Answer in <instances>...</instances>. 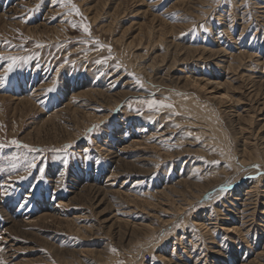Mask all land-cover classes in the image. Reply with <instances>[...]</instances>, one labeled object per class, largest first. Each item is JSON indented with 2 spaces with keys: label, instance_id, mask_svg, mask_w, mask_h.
<instances>
[{
  "label": "rangeland",
  "instance_id": "374dc122",
  "mask_svg": "<svg viewBox=\"0 0 264 264\" xmlns=\"http://www.w3.org/2000/svg\"><path fill=\"white\" fill-rule=\"evenodd\" d=\"M72 2L0 0V260L264 264V0Z\"/></svg>",
  "mask_w": 264,
  "mask_h": 264
},
{
  "label": "snow or ice",
  "instance_id": "6c2138e0",
  "mask_svg": "<svg viewBox=\"0 0 264 264\" xmlns=\"http://www.w3.org/2000/svg\"><path fill=\"white\" fill-rule=\"evenodd\" d=\"M55 3H58L61 7H66V6H70L68 11L69 14L71 13H75L76 15H81V13L79 12V9L77 8V6L72 2V0H54ZM216 2H219V0H216ZM29 11H33L32 9H29ZM69 23H71V26L73 28H81L82 31L87 34L89 37L91 36L90 33V26L87 23H80L79 25L75 22H71L69 21ZM5 43H9V41H4ZM87 43V41H85ZM97 45H99V47L103 48V47H108L109 50L111 48L110 45H103L100 44L99 40L94 41ZM43 45H37V47H42ZM0 59L7 61V65L4 68L3 74L0 75V87L4 86V83L6 82L9 73L13 72V70L19 66V62L21 61H25L28 59V57H23V56H15V55H5L4 53H0ZM108 58H104V59H100V60H96L95 63L96 64H103L107 62ZM116 67H120V65H116ZM137 84H140L141 87H143V83L142 81H140L139 79H137L136 81ZM55 90V81L53 82V87H50L48 89H46V92H52ZM138 103L142 106H146L148 109H153L155 111H160L161 109H173L174 105L171 103L167 102V98L165 99H160L157 100L155 98H150V99H145V98H138ZM130 107L132 106L131 104L129 105ZM137 111H139V109H137ZM98 127V125H93V129ZM175 127L179 128L180 125H175ZM197 139H199V137H197ZM8 143H10L11 145H14L16 148H20V149H26L27 152L23 153V160L21 163H12L10 165V168L13 172L17 171V169L19 167L23 168L24 173H26L27 175H18L17 179L20 181L23 180H27L29 176L32 175L33 169H36L39 173L38 176L34 177V179L36 180H42L45 172H46V168H47V164L44 160H41L39 155H33V156H29V153H42L44 151H47V149H39L37 147H34L30 144L24 143L16 138L11 139ZM6 145L4 144H0V147H5ZM72 143H68L65 144L62 148H52L51 151L52 152H65L67 149H70L72 147ZM85 151H88L87 149ZM88 157H86L87 159ZM203 159V158H201ZM17 161L21 160V157H16ZM40 161L39 164L37 163V161ZM64 163L67 164V160H64ZM212 163H216V161H212ZM254 167H259V165H254ZM62 174V173H61ZM0 179H4L3 177H0ZM7 182H11L12 180V176L8 175L6 178ZM32 187L34 188L35 185H32ZM227 189L226 187H222L221 188V192H225ZM5 194H7V192H5ZM176 228L180 227V224H176L174 225ZM113 252H116L117 249L112 248L111 249ZM0 264H6V262L0 260ZM118 264H123L122 261H119Z\"/></svg>",
  "mask_w": 264,
  "mask_h": 264
},
{
  "label": "bare ground",
  "instance_id": "6f19581e",
  "mask_svg": "<svg viewBox=\"0 0 264 264\" xmlns=\"http://www.w3.org/2000/svg\"><path fill=\"white\" fill-rule=\"evenodd\" d=\"M176 50H177V48H176ZM155 62H156V61H155ZM163 63H164V62H163ZM153 65H154V64H153ZM155 65H156V64H155ZM246 80H247V79H246ZM193 82H194V85L197 86L198 88L200 87V88H204V89H205L206 87L208 88L209 86L212 87L213 89H215V88L218 87V85H219L218 83H213V82L208 81V80L203 81V83H202L201 81H193ZM193 82H192V83H193ZM186 84H188V83H186ZM250 85H251V84H250ZM252 85H253V84H252ZM184 86H185V85H184ZM210 87H209V88H210ZM249 87H250V86H249ZM253 87H254V85L252 86V88H253ZM259 87H260V86H259ZM183 88H184V87H183ZM250 88H251V87H250ZM250 88H249L248 90L251 91L252 88H251V89H250ZM255 88H256V87H255ZM246 89H247V88H246ZM205 90H206V89H205ZM252 90H253V89H252ZM256 90H257V89H256ZM256 90H255V91H256ZM255 91H254V92L252 91L253 94H249V96L254 95V93H255V96H256V93H257V92H255ZM258 91H259V90H258ZM260 91H261V90H260ZM242 92H243V91H242ZM245 92H246V91H245ZM245 92H244V93H245ZM214 93H215V92H214ZM261 93H262V92H261ZM223 94H224V93H223ZM258 94H259V93H258ZM225 96H228V95H226V93H225ZM247 96H248V94H247ZM257 96H258V95H257ZM257 96H256V97H257ZM213 97H214V96H213ZM222 97H223V95H222L220 98H222ZM215 98L218 99V101H219V98H217V96H216ZM230 98H231V97H229V99H230ZM247 98H248V97H247ZM258 98H259V97H258ZM260 98H261V97H260ZM249 99H250V98H249ZM238 100H239V99H238ZM238 100H236V101L238 102ZM252 100H253V99H252ZM255 100H256V99H255ZM263 100H264V99H263ZM263 100H262V101H263ZM236 101H235V102H236ZM186 102H188V101H186ZM232 104H233V103H232ZM177 105H178V104H177ZM188 108H189V110H191V111H196V113L199 112L198 108L196 107V105H195L193 102H189V106H188ZM225 108H226V107H225ZM176 109H177V108H176ZM179 109L182 110V109H184V108H179ZM189 110H188V111H189ZM191 111H190V112H191ZM200 111H201V110H200ZM196 113H195V114H196ZM233 113H234V112H233ZM197 115H198V114H197ZM249 151H250V150H249ZM250 152H251V151H250ZM179 205H180V204H179ZM176 208H177V207H176ZM177 209H178V208H177ZM180 210H181V208H180ZM142 227H143V226H141V228H142ZM143 228L145 229L146 227H143ZM233 228H234V227H233ZM146 229H147V228H146ZM148 230H149V229H148ZM248 235H249V234H248ZM179 239H180V238H179Z\"/></svg>",
  "mask_w": 264,
  "mask_h": 264
}]
</instances>
